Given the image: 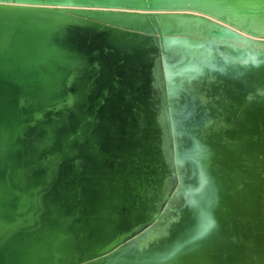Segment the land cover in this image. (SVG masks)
<instances>
[{
	"label": "water",
	"instance_id": "water-1",
	"mask_svg": "<svg viewBox=\"0 0 264 264\" xmlns=\"http://www.w3.org/2000/svg\"><path fill=\"white\" fill-rule=\"evenodd\" d=\"M236 30L264 37V0H0V264H122L153 211V232H169L206 77H246L264 95L263 58L225 63ZM240 152L254 165L215 202L229 182L214 165ZM261 155L264 135L208 161L178 264L223 261L220 218Z\"/></svg>",
	"mask_w": 264,
	"mask_h": 264
},
{
	"label": "bare ground",
	"instance_id": "bare-ground-1",
	"mask_svg": "<svg viewBox=\"0 0 264 264\" xmlns=\"http://www.w3.org/2000/svg\"><path fill=\"white\" fill-rule=\"evenodd\" d=\"M188 13H193L195 15L203 17L204 19L206 18L207 20H210L211 22L217 24L218 26H226L225 23H221L216 19L209 17L208 15H202L191 11H188ZM237 33L242 36L241 39L230 40V41L226 40L224 42L225 44L221 43L220 41H215L218 44H224L226 48H228V51L224 53L226 55L225 63H227L228 66L235 67L239 64H242L243 62L247 63L254 61L257 58L264 59V37H260V38L251 37L245 34L244 32H240V31H237ZM238 78L241 80V82L237 81ZM209 80L215 82L216 84L210 86ZM205 82H207V84L209 85L208 93L204 96V100L207 103V105L203 106L200 111L201 113L199 112L198 116H196L197 119L196 124L199 125L196 129L198 128L204 129L203 131L206 132L208 130L207 126L210 125L216 127L218 129L211 130L214 133L212 137H215V135L219 133L221 130L223 131L226 129H232V130L238 129L242 125V122L252 120L253 116L256 113L260 115H264V95H261L263 89L257 86V84L251 81L249 78L245 77L244 79H241L240 76L238 75H229L225 73L223 75V74L213 73L212 77L209 76L206 77ZM238 84L242 86H239ZM218 90L220 91V94L217 95ZM214 95L216 97H214ZM211 101H213V103ZM240 112H242L241 117L244 116L243 117L244 119L241 120L236 125V127L229 126L228 123L231 120L233 121L239 119L237 116L238 113ZM232 121L231 123H235ZM221 124H224L225 126H221ZM191 129L192 128L184 132L180 144L182 150L180 156H182V158L180 164L179 163L178 164H179V173H180L179 181L181 183L179 184L180 190L179 192L177 191L178 194L177 216L176 218H174L173 223L180 220V218L184 216L197 215V212H195L192 214L190 213L189 215L186 214L182 216L184 208H186V206H188V204L191 203V201H193L189 193V191H191L192 188L191 186H194L195 188V186L198 187L201 184V186L203 185V187H205L206 165L208 164V161L211 160L210 156L205 157L204 155L203 157H199L198 159L197 156H195V158L193 159L186 151L187 147L192 141L191 140L192 136L194 137V134H196L195 131L191 132ZM258 129L259 131L258 134L256 135V141H254L253 144L256 142H260L263 139L264 120H262ZM205 132H202V134H204ZM231 145L243 146V142L241 143L237 140H233V141L226 140L225 142H221L219 144L216 143L215 145L216 148L214 149V151L222 155L221 154L222 150L224 151L227 150L228 152V148H230ZM222 156L226 157L224 155ZM259 159H260L259 161L260 175L255 176L252 180H249V178L246 179L241 187H244L245 185L249 184L248 187H246L245 190H242L243 191L242 193L238 192L237 197L235 199L229 200L228 202L229 205H234L237 207V201L240 200L241 201L239 202L240 205L242 206V208H245L246 211L243 210H240L238 212L236 211L235 213L232 214L234 218L233 219L230 218L231 220H235V222L230 223L228 225L229 227L227 226L228 229L226 228L227 230L224 231L223 236L221 237L222 238L221 242L223 244L221 246L222 248L219 250V252L218 251L214 252L215 254L218 253V255L223 256L222 258L223 261L220 264H264V155H261ZM240 194L242 197H240ZM186 198L189 199L187 203L185 202ZM205 198H207V196ZM198 200L199 198L197 195V204H200L201 202L198 203L199 202ZM158 211L159 209L156 210V213H158ZM153 214L152 213L150 215L148 214L147 217H145L146 219H148V221L150 219H153L150 222L152 223V226L149 229H147L144 233H142L140 236L136 237L133 241L129 242L125 247L126 251L132 253L127 257V260L122 264H153L149 260L152 253L154 252H152L153 250L148 248L151 247L152 249H154V247L157 246V244L166 242L164 241V239H166L167 241L171 240L175 236V233L178 230L187 227L189 228L191 227V225L196 224L193 223L189 226H183V227L181 226V228L177 229V231L173 234L171 233V229H172L171 227L170 231L169 232L166 231L167 234L165 235L159 233L158 231L153 232V230L156 227L154 225L155 215ZM224 217L225 216H221L220 219ZM235 229H239L241 235L246 237L248 236L249 240L255 241L259 247L257 248L248 247L246 250H244V252L241 251L235 252L231 250L226 243L227 235L229 230L234 231ZM146 232L147 234H145ZM199 245H201L200 241H199ZM173 247L175 248V245ZM200 252L208 253L209 251L206 248H203L200 250ZM252 252L253 255H251ZM118 261H116L117 262L116 264H121V262Z\"/></svg>",
	"mask_w": 264,
	"mask_h": 264
},
{
	"label": "rangeland",
	"instance_id": "rangeland-1",
	"mask_svg": "<svg viewBox=\"0 0 264 264\" xmlns=\"http://www.w3.org/2000/svg\"><path fill=\"white\" fill-rule=\"evenodd\" d=\"M237 81L241 82V80L239 78ZM239 86H242V85H239ZM241 113L242 112L238 113L237 117L239 119H236L233 121L231 120L232 122H235V123H231V121H230L228 123V125L232 126V127H236V125L241 120L244 119L243 118L244 116L241 117ZM262 120H264V115H260V114L256 113L253 116L252 120L242 122V125L238 129H236V130L226 129L223 131L221 130L219 133H217L215 135V137H212V135L214 133L211 130H216L218 128L209 125V126H207L208 130L206 132L203 131L204 129L198 128L195 130V133H196V134H194L195 140H194V137L192 136V139H191L192 141L190 142L186 151L189 153V155L193 159L195 158V156H197V159H198L199 157H203V155L205 157L210 156L211 159H212V157H215V156H221V157H223L222 155L226 156L227 150L226 151L222 150V152H221L222 155H220L216 151H214V149L216 148V146H215L216 143L219 144L221 142H225L226 140L227 141L237 140L241 143L243 142V146H245L247 144H252L254 141H256V135L258 134V131H259L258 128H259V125L262 122ZM221 126H225V125L221 124ZM202 132H205V133L202 134ZM204 136H206L207 138ZM215 141H216V143H215ZM213 154H214V156H213ZM252 158H254V157H252ZM248 159H247L246 152L245 153L240 152V155H238L236 153L235 156H232L231 160L227 161V163H224V165L219 164V163L214 165V168L217 171L218 178L223 179L225 182H229L228 187L225 190V192H221L220 195L215 198V200H214L215 202L221 201V198H223V197L224 198L226 197L225 199L227 200L234 193H236L235 191H236L237 187L233 186V184H235L234 179L237 178L240 174H242L241 171L243 172L245 170L246 164L254 165L253 163H250ZM232 170H234L236 174L231 173ZM191 187L192 188H191V191H189V193H190L193 201H191V203H189L188 206H186V208H184L183 214L181 213L182 216H184L186 214L189 215L190 213L192 214V213L198 212L197 211L198 207L203 205L202 201L207 196L205 190H204V192L202 191V189L204 188L203 185L201 186V184H200L198 187L195 186V188H194V186H191ZM237 192L242 193L243 191L238 190ZM197 195L199 198L198 203L201 202L200 204H197ZM240 197H242L241 194H240ZM188 198H186V201H185L186 203L189 201ZM239 202H241V201L240 200L237 201V207L234 205L228 204V206L226 208H224L223 216H225V217L220 219V221L224 224V226L227 229H228V227H229L228 225L230 223L235 222V220H231L234 218L232 215L233 213H235L236 211L238 212L240 210L246 211L245 208H242V206L240 205ZM185 209L188 211H186ZM188 219H190V220L192 219V220L190 221ZM197 222H198V216L197 215H189V216H184V217L180 218V220L173 223L172 229H171L172 234L175 233L177 231V229L181 228V226L182 227L183 226H189L193 223H196V224L191 225V227H189V228L187 227V228H182V229L178 230L175 233V236L171 240L167 241L166 239H164V241H166V242L157 244V246H155L154 249H152L151 247L148 248V249L153 250L152 252L155 253V254L152 253L149 261H151L153 264H167V263L168 264H174V263L178 264L180 261L179 260V254L180 253L185 254L184 252H186V245L188 243L189 237L191 234H193L192 232H194V230H196V227H198V226H196V225H198ZM164 234L166 235L167 232L166 233L164 232ZM217 235L218 234L216 231V233H215L216 238L219 237ZM182 237H183V239H182ZM220 240H222L221 237H220ZM203 241L205 243H207L206 240H203ZM226 243H227V246L230 247V249L235 251V252H240V251L244 252V250H246L248 247H250V248L251 247H254V248L259 247L255 241H250L248 236L246 237V236L241 235V232L239 229H235L234 231L229 230ZM177 244H179V245H177ZM196 244H197L198 249L200 246H202V245H199V240L196 241ZM174 245H175V248L173 247ZM213 254H215V253H213ZM251 255H253V252L251 253ZM163 256H165V257H163ZM173 258H175V259H173ZM184 263H185V261H184Z\"/></svg>",
	"mask_w": 264,
	"mask_h": 264
}]
</instances>
